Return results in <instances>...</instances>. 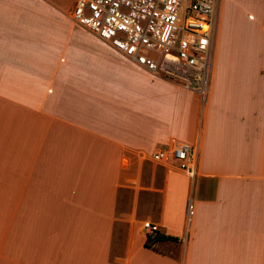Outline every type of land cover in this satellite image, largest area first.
Masks as SVG:
<instances>
[{
  "label": "crops",
  "instance_id": "obj_1",
  "mask_svg": "<svg viewBox=\"0 0 264 264\" xmlns=\"http://www.w3.org/2000/svg\"><path fill=\"white\" fill-rule=\"evenodd\" d=\"M75 2L0 0V264H264V0H221L203 102Z\"/></svg>",
  "mask_w": 264,
  "mask_h": 264
},
{
  "label": "built area",
  "instance_id": "obj_2",
  "mask_svg": "<svg viewBox=\"0 0 264 264\" xmlns=\"http://www.w3.org/2000/svg\"><path fill=\"white\" fill-rule=\"evenodd\" d=\"M221 0H76L71 19L141 68L205 101L212 75ZM197 146L175 142L151 153L193 177ZM187 216L194 207L187 202ZM148 233L152 223H144Z\"/></svg>",
  "mask_w": 264,
  "mask_h": 264
},
{
  "label": "trees",
  "instance_id": "obj_3",
  "mask_svg": "<svg viewBox=\"0 0 264 264\" xmlns=\"http://www.w3.org/2000/svg\"><path fill=\"white\" fill-rule=\"evenodd\" d=\"M163 239H167V238L162 237V236H158V235H155L154 237L147 236L145 243H144V246L147 248H152L154 243H156L157 241H161Z\"/></svg>",
  "mask_w": 264,
  "mask_h": 264
},
{
  "label": "rangeland",
  "instance_id": "obj_4",
  "mask_svg": "<svg viewBox=\"0 0 264 264\" xmlns=\"http://www.w3.org/2000/svg\"><path fill=\"white\" fill-rule=\"evenodd\" d=\"M59 2L64 6V9L67 10L68 5L70 4L71 0H59ZM215 57H216V53H215Z\"/></svg>",
  "mask_w": 264,
  "mask_h": 264
}]
</instances>
